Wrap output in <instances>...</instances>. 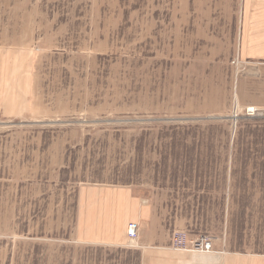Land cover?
<instances>
[{"label": "rangeland", "instance_id": "rangeland-1", "mask_svg": "<svg viewBox=\"0 0 264 264\" xmlns=\"http://www.w3.org/2000/svg\"><path fill=\"white\" fill-rule=\"evenodd\" d=\"M91 186L169 255L264 257V0H0V264L160 257L79 241Z\"/></svg>", "mask_w": 264, "mask_h": 264}, {"label": "crops", "instance_id": "crops-1", "mask_svg": "<svg viewBox=\"0 0 264 264\" xmlns=\"http://www.w3.org/2000/svg\"><path fill=\"white\" fill-rule=\"evenodd\" d=\"M80 203L77 230L80 242L125 244L128 225L137 223L141 248L149 249V252L156 249L155 252L161 254L160 257H150V264H264V257L236 258L216 253L169 255L167 247L162 244L158 247L150 239L152 206L134 195L130 188L83 187Z\"/></svg>", "mask_w": 264, "mask_h": 264}, {"label": "built area", "instance_id": "built-area-1", "mask_svg": "<svg viewBox=\"0 0 264 264\" xmlns=\"http://www.w3.org/2000/svg\"><path fill=\"white\" fill-rule=\"evenodd\" d=\"M250 112H254L253 110H250ZM128 234H129V238L131 240H134L135 238H137L138 236V225L136 223H130L129 227H128ZM199 245H203V248L206 249V251L211 250L212 245L208 240H204L201 242V244L199 243Z\"/></svg>", "mask_w": 264, "mask_h": 264}, {"label": "bare ground", "instance_id": "bare-ground-1", "mask_svg": "<svg viewBox=\"0 0 264 264\" xmlns=\"http://www.w3.org/2000/svg\"><path fill=\"white\" fill-rule=\"evenodd\" d=\"M251 110L255 111V109L251 108Z\"/></svg>", "mask_w": 264, "mask_h": 264}]
</instances>
